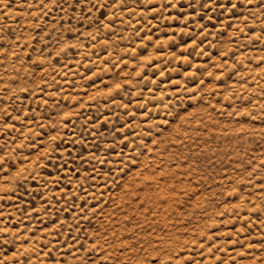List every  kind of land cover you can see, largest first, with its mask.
I'll use <instances>...</instances> for the list:
<instances>
[{
  "label": "rangeland",
  "instance_id": "rangeland-1",
  "mask_svg": "<svg viewBox=\"0 0 264 264\" xmlns=\"http://www.w3.org/2000/svg\"><path fill=\"white\" fill-rule=\"evenodd\" d=\"M0 264H264V0H0Z\"/></svg>",
  "mask_w": 264,
  "mask_h": 264
}]
</instances>
